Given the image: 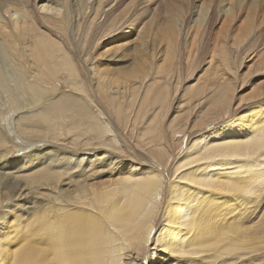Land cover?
<instances>
[{
  "label": "bare ground",
  "instance_id": "bare-ground-1",
  "mask_svg": "<svg viewBox=\"0 0 264 264\" xmlns=\"http://www.w3.org/2000/svg\"><path fill=\"white\" fill-rule=\"evenodd\" d=\"M0 57V264H264V0H0Z\"/></svg>",
  "mask_w": 264,
  "mask_h": 264
},
{
  "label": "rangeland",
  "instance_id": "rangeland-1",
  "mask_svg": "<svg viewBox=\"0 0 264 264\" xmlns=\"http://www.w3.org/2000/svg\"><path fill=\"white\" fill-rule=\"evenodd\" d=\"M237 24H239V23H237ZM105 43V44H104ZM104 43H101L100 45V47L102 48L103 46L105 47V45L107 44V40H105V42ZM103 45V46H102ZM106 48V47H105ZM104 48V49H105ZM104 49H94V52L96 53V52H99V53H102V51L104 50ZM106 50V49H105ZM104 50V51H105ZM107 51V50H106ZM103 54V53H102ZM96 58H99L98 59V61H96V63H99V61H102V60H100V56L99 55H97V57ZM1 60H2V58L0 57V62H1ZM264 79V74H262V73H257L256 74V77H254V78H252V77H249L248 79H247V84L245 85V87H243L242 88V90H240V91H238V94H237V96L238 97H240V98H242V99H244V100H246V97H248V95L250 94V86H251V84H253V83H257V82H259V81H261V80H263ZM4 165H6V164H4ZM4 165H3V161H1L0 162V171H7V169L6 168H4Z\"/></svg>",
  "mask_w": 264,
  "mask_h": 264
}]
</instances>
